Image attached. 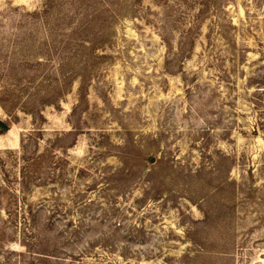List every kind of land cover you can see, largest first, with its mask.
<instances>
[{"label":"rangeland","instance_id":"obj_1","mask_svg":"<svg viewBox=\"0 0 264 264\" xmlns=\"http://www.w3.org/2000/svg\"><path fill=\"white\" fill-rule=\"evenodd\" d=\"M0 264H264V0H0Z\"/></svg>","mask_w":264,"mask_h":264},{"label":"water","instance_id":"obj_2","mask_svg":"<svg viewBox=\"0 0 264 264\" xmlns=\"http://www.w3.org/2000/svg\"><path fill=\"white\" fill-rule=\"evenodd\" d=\"M0 124H1V126H3V127H7L6 124H4V123L1 122V121H0Z\"/></svg>","mask_w":264,"mask_h":264}]
</instances>
